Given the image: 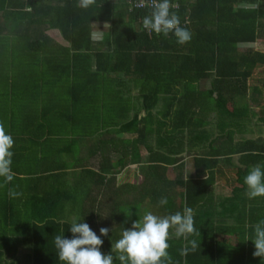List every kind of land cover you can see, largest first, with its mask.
<instances>
[{
	"label": "trees",
	"instance_id": "1",
	"mask_svg": "<svg viewBox=\"0 0 264 264\" xmlns=\"http://www.w3.org/2000/svg\"><path fill=\"white\" fill-rule=\"evenodd\" d=\"M78 3L0 0V83H12L13 87L36 81L39 89L23 91L25 97L27 92H41L45 83H57V91L63 95L58 101L63 105V121H70L67 130L73 143L83 142L93 132L115 128V132L135 135L127 141L134 156L154 133L139 113L129 118L133 98L124 100V92L131 95L137 89L147 113L162 105L158 114L166 130L157 128L161 150L151 153L146 161L158 164L150 165L149 173L158 178L162 171L164 180L143 190L154 197L150 204L161 217L191 207L197 230L186 238L170 230L171 259L164 264H264V258L253 255L255 225L264 220V197L249 198L244 183L253 166H264V138L237 143L236 132L229 130L210 140L203 128L213 114L204 112L208 107L219 113L238 99L248 101L232 108V118L247 116L251 104L258 106L264 117V78L251 85L255 71L264 68V52L249 49L243 53L239 49L264 38V0H171L178 6L171 11L180 23L188 21L184 28L192 34L190 42L183 45L174 33L149 35L142 29L143 18L152 9L131 11L129 0H96L88 9ZM95 24L106 25L100 30L101 41L93 39ZM50 32L58 33L61 42ZM203 82L209 84L207 90L200 88ZM101 144L109 143L104 140ZM187 144L188 154H194L195 174L185 177L184 157L177 155L185 152ZM127 163L123 159L111 166L112 173ZM176 164L180 176L169 181L167 166ZM217 184L220 191L228 190L227 197L216 199ZM74 191L75 187H63L62 218L52 214L33 224V231L41 232H32V237H47L48 243L47 247L35 242V264H64L58 258L54 237L73 238L67 212L68 204L72 209L79 204ZM174 195L180 196L179 205ZM163 197L168 201L165 205L159 203ZM116 208L122 224L103 236L100 251L112 254L114 264H120L112 245L122 238L130 211L119 204ZM193 240L197 244L194 251ZM0 250L4 252V245Z\"/></svg>",
	"mask_w": 264,
	"mask_h": 264
},
{
	"label": "crops",
	"instance_id": "2",
	"mask_svg": "<svg viewBox=\"0 0 264 264\" xmlns=\"http://www.w3.org/2000/svg\"><path fill=\"white\" fill-rule=\"evenodd\" d=\"M100 32L102 38L99 41L103 39V33ZM50 34L61 42L58 33ZM11 86L12 83H0V121L5 123L6 131L14 139L12 171L15 174L11 182L0 178V246L5 247L4 252L0 253V264H35V242L47 247L48 243L47 237H32V232H41L33 231V224H39L38 219L52 214L63 217V187H75L73 193L79 203L74 210L68 204L70 210L67 217L72 223H87L102 240L101 228H107L110 232L122 224V216L116 208L118 204L134 206L123 225L127 230H131V223L138 218L141 220L146 212L161 216L158 209L150 204L153 196H148L143 187L147 188L148 185L164 180L161 177L162 171H159V179L149 173V166L158 164L146 161L151 153L161 150L158 146L160 136L157 128L163 127L166 130L163 119L158 114L162 105L147 113L138 99L137 89H133L131 95L128 91L124 92V100L133 98L134 109L129 113V118L139 113V118L154 133L149 134L151 136L148 141L140 144L134 156L127 141H131L135 135L115 132V128L93 132L83 142L73 143L67 130L70 129V121H63V105L58 102L63 100V95L57 91L60 90L57 83H45L41 86V92H32L29 95L27 92V97L23 91L39 89L36 81ZM9 88L13 89L10 91ZM42 88L45 90L42 91ZM227 126L225 117H220L217 111L204 124L203 128L209 132L206 138L212 140L222 133L234 130ZM234 131L237 143L245 139L259 138H238L239 131ZM104 140L109 144L102 145ZM190 141L189 136L187 143ZM173 144L174 142L171 146ZM188 144L185 152L177 155L178 158L184 157L185 177L195 174L194 154H188ZM198 147L199 145L193 152ZM123 159L128 163L113 174L111 166L121 164ZM162 165L166 167L164 164L161 167ZM167 168L166 179L169 181L180 176L178 164L169 165ZM90 171L91 174L86 173ZM222 185L224 186L223 183ZM219 186H215L217 200L228 196L224 194L225 191H220ZM10 190L22 195L12 197ZM174 197L179 205L182 201L180 196ZM142 204L146 205L141 206ZM170 230L177 233L175 228Z\"/></svg>",
	"mask_w": 264,
	"mask_h": 264
},
{
	"label": "clouds",
	"instance_id": "3",
	"mask_svg": "<svg viewBox=\"0 0 264 264\" xmlns=\"http://www.w3.org/2000/svg\"><path fill=\"white\" fill-rule=\"evenodd\" d=\"M144 0H141L143 3ZM152 11L143 18V28L149 33H163L167 36L174 33L177 42L181 45L190 42L192 34L181 27L180 19L171 11L176 5L171 0H148ZM96 4V0H79L78 7L88 9ZM14 139L6 131L3 121H0V178L5 182L14 179L12 171ZM247 185L249 198L264 197V166L255 165L244 178ZM10 196L16 197L22 193L10 190ZM167 198L163 197L159 203L167 204ZM175 228L179 235L185 236L196 233L194 227V210L185 206L183 213L176 212L168 216H157L152 212H146L142 219L132 224L131 230L124 229L122 238L112 245V251L118 253L116 257L120 264H164L170 260L168 254L170 229ZM72 239H66L64 235H55L54 244L58 250V258L64 264H114L112 254L104 255L100 251L102 239L85 222H74L70 227ZM101 236H108L109 229L101 228ZM255 257L264 258V220L255 225ZM194 251L196 241H191ZM182 255L184 252L182 251Z\"/></svg>",
	"mask_w": 264,
	"mask_h": 264
},
{
	"label": "rangeland",
	"instance_id": "4",
	"mask_svg": "<svg viewBox=\"0 0 264 264\" xmlns=\"http://www.w3.org/2000/svg\"><path fill=\"white\" fill-rule=\"evenodd\" d=\"M1 15V12H0ZM101 29H106V25L104 24H95V31L93 33V39L95 41H99L102 38V34L100 32ZM241 52H246L249 49H253V50H257V51H262L264 52V38L259 40L257 43L255 44H248V45H240L239 47ZM264 78V68H259L255 71L254 74V78L251 82V85H256L259 81V79H263ZM261 85V84H259ZM200 88L202 90H207L209 88V84L203 82L200 86ZM207 94V93H206ZM205 94V98H207V95ZM248 100H235V101H231L230 104L228 105V107L223 108L221 110V112H219L220 117H225L226 120V125H228V128H234V130H238V138H252V137H262L264 138V117L261 116L260 114V108L256 105L251 104V110L250 113L243 117V118H232V116H230V112L232 110V108L234 106H240L243 105L244 103H246ZM214 105V103H213ZM208 111H204V112H208V115L213 112L216 113L217 111H213V109H209V107L206 109ZM234 161L235 163H237V159L238 156L234 157ZM132 188V187H131ZM225 195H227V191H225L224 193ZM226 196H223V198ZM127 203H123L121 206H123L126 210L128 211H133L134 210V206L129 205ZM146 204H142L141 206H145ZM140 206V205H138ZM137 208V206H136ZM139 208V207H138ZM137 208V209H138Z\"/></svg>",
	"mask_w": 264,
	"mask_h": 264
},
{
	"label": "built area",
	"instance_id": "5",
	"mask_svg": "<svg viewBox=\"0 0 264 264\" xmlns=\"http://www.w3.org/2000/svg\"><path fill=\"white\" fill-rule=\"evenodd\" d=\"M129 4H130V10H134V9H141V10H145V9H152L150 4L148 3V0H144L143 3H141V0H129ZM176 8H178V6L176 5ZM188 23V21H186L185 23H180L181 24V27H184L186 26ZM142 29L148 33L149 35H154L156 34L155 32H152V33H149L148 30L144 29L143 28V25H142Z\"/></svg>",
	"mask_w": 264,
	"mask_h": 264
}]
</instances>
